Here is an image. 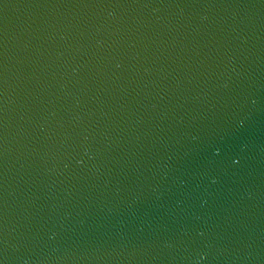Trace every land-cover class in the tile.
<instances>
[{"label": "water", "instance_id": "water-1", "mask_svg": "<svg viewBox=\"0 0 264 264\" xmlns=\"http://www.w3.org/2000/svg\"><path fill=\"white\" fill-rule=\"evenodd\" d=\"M0 264H264V0H0Z\"/></svg>", "mask_w": 264, "mask_h": 264}]
</instances>
